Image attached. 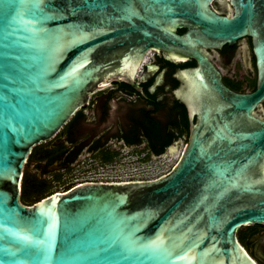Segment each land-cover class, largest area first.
<instances>
[{"label":"water","instance_id":"obj_1","mask_svg":"<svg viewBox=\"0 0 264 264\" xmlns=\"http://www.w3.org/2000/svg\"><path fill=\"white\" fill-rule=\"evenodd\" d=\"M216 1L0 0V264H259L238 232L264 226V0H228L232 14ZM245 37L259 67L250 94L205 55ZM155 50L198 63L181 71L191 131L173 169L23 204L34 148L105 87L142 91Z\"/></svg>","mask_w":264,"mask_h":264},{"label":"flooded vegetation","instance_id":"obj_2","mask_svg":"<svg viewBox=\"0 0 264 264\" xmlns=\"http://www.w3.org/2000/svg\"><path fill=\"white\" fill-rule=\"evenodd\" d=\"M225 3L231 5L228 0ZM213 6L227 14L228 6L224 9L221 0ZM205 55L229 89L240 94L257 90L258 56L251 37L220 50L205 51ZM147 57L136 77L142 91L125 82L105 87L91 96L89 104L49 145L37 149L35 175L46 184L44 194L48 193L49 177L57 180L56 173L73 172L90 164V161L82 162V156L91 157V161L98 157L107 165L118 157L134 154L161 157L170 152V146H177L182 140L188 142L191 120L182 90L186 79L181 71L198 63L194 59L177 60L156 50ZM254 114L264 120V100ZM169 141L174 143L170 145ZM238 238L249 254L264 264V226L244 227L239 230Z\"/></svg>","mask_w":264,"mask_h":264},{"label":"rangeland","instance_id":"obj_3","mask_svg":"<svg viewBox=\"0 0 264 264\" xmlns=\"http://www.w3.org/2000/svg\"><path fill=\"white\" fill-rule=\"evenodd\" d=\"M221 2L224 6L223 8L226 9L228 5L225 3V0H221ZM227 13H233L230 6H228ZM50 142L51 141L43 143L36 148L38 149L44 145L47 146ZM186 143L187 140L180 141L175 152H166L161 157L156 155L147 156L134 154L133 156H127L125 158L118 157L113 163L107 165H104L98 157L91 161V157L86 155L82 156L80 160L82 162L90 161V164L81 167V169H76L73 172L56 173L57 175H61L60 180H54L52 177H49L48 193L43 196L45 197V195L56 191L65 192L73 186L86 182H118L129 180H152L159 178L173 169L178 162L182 149ZM36 148L35 150H37ZM35 160L36 159H33L31 163L25 165V170L30 174H37L34 166Z\"/></svg>","mask_w":264,"mask_h":264},{"label":"trees","instance_id":"obj_4","mask_svg":"<svg viewBox=\"0 0 264 264\" xmlns=\"http://www.w3.org/2000/svg\"><path fill=\"white\" fill-rule=\"evenodd\" d=\"M179 32L180 33L184 32V30H181ZM173 143L174 141H169L168 144L172 145ZM35 148L29 157L28 164L31 163L33 159H36L37 150H35ZM60 179H61V175H58L57 180ZM45 190H46V184L44 183V181L40 180L37 177V175L30 174L27 172V170H25L24 178L22 182V195H21L22 203L25 205H33L34 203L41 201L44 198L43 195L45 193Z\"/></svg>","mask_w":264,"mask_h":264},{"label":"built area","instance_id":"obj_5","mask_svg":"<svg viewBox=\"0 0 264 264\" xmlns=\"http://www.w3.org/2000/svg\"><path fill=\"white\" fill-rule=\"evenodd\" d=\"M98 182H105V181H98ZM106 182H109V181H106Z\"/></svg>","mask_w":264,"mask_h":264}]
</instances>
